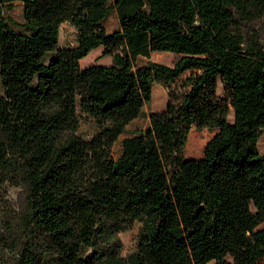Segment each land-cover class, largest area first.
Here are the masks:
<instances>
[{
    "label": "trees",
    "instance_id": "1",
    "mask_svg": "<svg viewBox=\"0 0 264 264\" xmlns=\"http://www.w3.org/2000/svg\"><path fill=\"white\" fill-rule=\"evenodd\" d=\"M13 1L17 27L3 13ZM64 22L75 44L58 47ZM261 29L264 0H0V261L124 264L118 233L138 220L131 264H264ZM96 46L109 63L81 66ZM163 50L179 56L135 60ZM155 81L165 106L113 156ZM192 126L216 131L185 158Z\"/></svg>",
    "mask_w": 264,
    "mask_h": 264
},
{
    "label": "rangeland",
    "instance_id": "2",
    "mask_svg": "<svg viewBox=\"0 0 264 264\" xmlns=\"http://www.w3.org/2000/svg\"><path fill=\"white\" fill-rule=\"evenodd\" d=\"M3 13L8 17L13 26L17 27L19 22L22 20V11L21 3L19 1H13L8 7L4 6ZM103 24L106 29H112L117 26L116 15L113 11H110L105 17ZM260 36L264 38V30H260ZM75 44V30L67 22H64L60 25L59 28V38H58V47H67ZM102 47L96 46L90 49L83 57L79 59L81 66H85L90 63H109V55H101ZM178 54L169 52V51H152L148 57L137 56V63H144L147 60L160 62L164 64L171 65L172 62L178 57ZM173 83L170 84L172 88ZM215 93L217 97L226 101L228 106L227 120H232V108L227 99L226 93L223 89V84L219 77L216 79V89ZM168 87L160 81H155L152 83L151 97L146 101L140 113L133 118L127 125L124 132H122L118 138L112 143L111 152L115 156L118 152V143L119 138L125 134H129L134 131L136 128L142 127L147 123V114L149 111L159 110L163 108L168 99ZM94 130V124L90 119H80L77 133L84 137L89 138L91 133ZM216 131L215 128L207 127H190L185 147L183 150V155L185 158H198L201 153L205 142L210 138V136ZM257 148L259 152L264 156V126L261 127L260 133L257 137ZM6 197L12 203L15 208L19 207L21 202V195L19 188L13 185L6 186ZM140 228V221L134 220L131 226L123 231L118 233L122 247L120 250V256L124 264H131V261L134 259L135 250H136V235ZM228 258V257H227ZM0 264H7L4 260L0 261Z\"/></svg>",
    "mask_w": 264,
    "mask_h": 264
}]
</instances>
